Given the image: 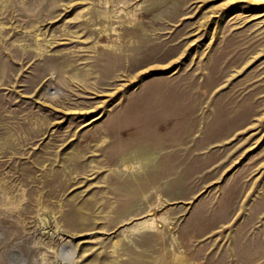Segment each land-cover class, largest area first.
<instances>
[{
	"label": "rangeland",
	"instance_id": "obj_1",
	"mask_svg": "<svg viewBox=\"0 0 264 264\" xmlns=\"http://www.w3.org/2000/svg\"><path fill=\"white\" fill-rule=\"evenodd\" d=\"M0 264H264V0H0Z\"/></svg>",
	"mask_w": 264,
	"mask_h": 264
},
{
	"label": "bare ground",
	"instance_id": "obj_2",
	"mask_svg": "<svg viewBox=\"0 0 264 264\" xmlns=\"http://www.w3.org/2000/svg\"><path fill=\"white\" fill-rule=\"evenodd\" d=\"M107 13H108V11H107ZM106 13V14H107ZM108 15V14H107ZM126 16V15H125ZM120 17V16H119ZM122 17V16H121ZM105 35H107L106 33H105ZM104 36V35H103ZM112 43V42H111ZM107 48V47H106ZM75 59V58H74ZM148 69V68H147ZM51 77V76H50ZM52 87V86H51ZM165 222V221H164ZM140 224V223H139ZM160 225V219L154 214V216L152 217V221H149V222H147V223H143V226H148V227H157L158 228V226ZM138 228V227H137Z\"/></svg>",
	"mask_w": 264,
	"mask_h": 264
}]
</instances>
